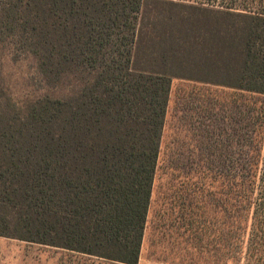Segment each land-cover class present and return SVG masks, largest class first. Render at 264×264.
Returning <instances> with one entry per match:
<instances>
[{
    "label": "trees",
    "instance_id": "1",
    "mask_svg": "<svg viewBox=\"0 0 264 264\" xmlns=\"http://www.w3.org/2000/svg\"><path fill=\"white\" fill-rule=\"evenodd\" d=\"M0 41L33 59L43 91L15 101L0 80V237L111 263L138 262L172 81L264 97L257 9L0 0ZM250 134V157L230 164L233 249L252 210L244 258L264 250V157Z\"/></svg>",
    "mask_w": 264,
    "mask_h": 264
},
{
    "label": "rangeland",
    "instance_id": "2",
    "mask_svg": "<svg viewBox=\"0 0 264 264\" xmlns=\"http://www.w3.org/2000/svg\"><path fill=\"white\" fill-rule=\"evenodd\" d=\"M172 1L246 7L264 13V0L261 6L256 0ZM32 72V58L11 59L6 44L0 41V80L15 101L43 92L32 85ZM257 98L172 81L137 264H255L259 257L264 264L263 249L244 258L252 210L242 214L237 249L229 240L230 164L246 156L252 128L256 130L254 141L261 146V159L264 157V97L259 98L261 132L248 122L251 101L255 102L253 108L260 105L254 100ZM0 264L118 263L0 237Z\"/></svg>",
    "mask_w": 264,
    "mask_h": 264
}]
</instances>
